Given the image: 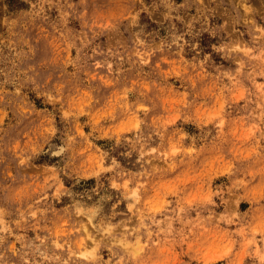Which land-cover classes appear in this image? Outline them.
Instances as JSON below:
<instances>
[{
  "label": "rangeland",
  "instance_id": "374dc122",
  "mask_svg": "<svg viewBox=\"0 0 264 264\" xmlns=\"http://www.w3.org/2000/svg\"><path fill=\"white\" fill-rule=\"evenodd\" d=\"M0 264H264V0H0Z\"/></svg>",
  "mask_w": 264,
  "mask_h": 264
},
{
  "label": "trees",
  "instance_id": "16d2710c",
  "mask_svg": "<svg viewBox=\"0 0 264 264\" xmlns=\"http://www.w3.org/2000/svg\"><path fill=\"white\" fill-rule=\"evenodd\" d=\"M8 1H10V0H8Z\"/></svg>",
  "mask_w": 264,
  "mask_h": 264
}]
</instances>
